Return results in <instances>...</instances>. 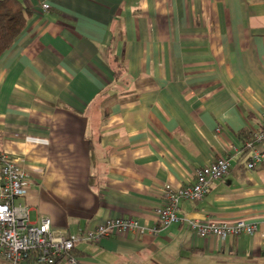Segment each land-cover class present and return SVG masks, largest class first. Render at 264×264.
<instances>
[{"label": "crops", "instance_id": "0c3cea01", "mask_svg": "<svg viewBox=\"0 0 264 264\" xmlns=\"http://www.w3.org/2000/svg\"><path fill=\"white\" fill-rule=\"evenodd\" d=\"M33 15L0 57V153L29 175L30 219L77 235L108 219L153 229L161 188L219 158L230 172L180 218L244 220L254 236L156 235L82 244L78 264H264V0H20ZM48 4V12L42 6ZM0 264H10L0 259ZM66 264V263H61Z\"/></svg>", "mask_w": 264, "mask_h": 264}, {"label": "built area", "instance_id": "2783aa9c", "mask_svg": "<svg viewBox=\"0 0 264 264\" xmlns=\"http://www.w3.org/2000/svg\"><path fill=\"white\" fill-rule=\"evenodd\" d=\"M43 11L50 6L44 4ZM243 152L247 158L246 168L255 170L264 164V121L260 129L251 132ZM226 157L205 166L195 173L194 181L174 189L165 184L161 188V204L156 209V225L153 229L142 226L134 219L113 218L96 228L77 235L56 233L51 219L41 217L38 225L31 222V209L26 203L29 197V175L22 161L0 153V259L10 264H22L31 255L34 264H78L76 249L82 244H98L104 239L119 236L160 234L173 225L187 222L190 229L200 238L226 240L242 235L258 234V227L244 220L235 223L213 219L199 220L180 218L179 205L182 201L200 202L210 192L213 183L224 179L230 172Z\"/></svg>", "mask_w": 264, "mask_h": 264}, {"label": "trees", "instance_id": "16d2710c", "mask_svg": "<svg viewBox=\"0 0 264 264\" xmlns=\"http://www.w3.org/2000/svg\"><path fill=\"white\" fill-rule=\"evenodd\" d=\"M33 15L20 0H0V57L9 51L28 27ZM243 143L251 139V133L243 134ZM36 258L31 255L22 264H34Z\"/></svg>", "mask_w": 264, "mask_h": 264}]
</instances>
